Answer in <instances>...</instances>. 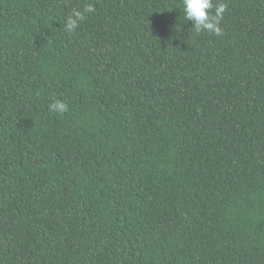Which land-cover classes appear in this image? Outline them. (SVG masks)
<instances>
[{"label": "trees", "instance_id": "trees-1", "mask_svg": "<svg viewBox=\"0 0 264 264\" xmlns=\"http://www.w3.org/2000/svg\"><path fill=\"white\" fill-rule=\"evenodd\" d=\"M213 2L0 0V264H264V0Z\"/></svg>", "mask_w": 264, "mask_h": 264}, {"label": "clouds", "instance_id": "clouds-1", "mask_svg": "<svg viewBox=\"0 0 264 264\" xmlns=\"http://www.w3.org/2000/svg\"><path fill=\"white\" fill-rule=\"evenodd\" d=\"M89 6L85 11H92ZM182 10L184 19L191 21L196 32L206 31L219 36L221 34L220 22L226 11L224 3L214 4L213 0H182ZM76 19H82L80 12L75 13ZM76 19L69 18L68 28L71 30L76 26ZM56 106H54L55 108ZM60 110H64L63 104L58 105Z\"/></svg>", "mask_w": 264, "mask_h": 264}]
</instances>
